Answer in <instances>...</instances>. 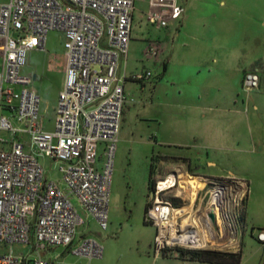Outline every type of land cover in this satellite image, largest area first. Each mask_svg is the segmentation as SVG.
<instances>
[{
    "label": "rangeland",
    "instance_id": "rangeland-1",
    "mask_svg": "<svg viewBox=\"0 0 264 264\" xmlns=\"http://www.w3.org/2000/svg\"><path fill=\"white\" fill-rule=\"evenodd\" d=\"M148 1L136 0L129 53L120 64L119 76L128 75L129 90L114 158L108 230L101 231L72 199L85 219L77 240L98 241L104 256L80 261L59 248L47 258L78 264H204L178 256L182 250L226 257L241 253V264H264V244L257 240L264 230V0H181L179 23L184 25L178 26L179 34L148 23ZM151 49L160 55H147ZM170 54L174 57L165 75ZM65 61L63 36L51 33L46 51L32 52L23 72L38 76L34 86L48 130L63 88ZM202 61H209L211 73L197 75L193 66ZM145 71L153 73L151 80L133 79ZM251 72L258 74L260 85L248 91L243 79ZM0 138L12 140L6 132ZM39 162L46 177L65 190L58 164L44 158ZM177 168L200 185L194 191L183 177L182 199L168 196L169 201L184 208L207 244L170 247L156 256V228L145 221V210L155 181ZM222 186L227 188L218 205L222 224L215 227L209 213L217 216L212 197ZM14 250L29 252L23 246Z\"/></svg>",
    "mask_w": 264,
    "mask_h": 264
},
{
    "label": "built area",
    "instance_id": "built-area-1",
    "mask_svg": "<svg viewBox=\"0 0 264 264\" xmlns=\"http://www.w3.org/2000/svg\"><path fill=\"white\" fill-rule=\"evenodd\" d=\"M135 4L136 0L0 3V133L13 139L0 138V145L9 144L0 148V264H78L47 258L59 248L80 260L103 258L98 241L77 240L85 219L72 199L101 231L108 230L114 158L128 101L125 79L118 72L129 53ZM182 15L181 0L148 1L147 21L159 29L178 23ZM51 33L63 36L66 77L49 131L33 80L22 72L31 52L46 51ZM147 55L160 54L151 49ZM152 78L151 71L133 77L138 83ZM243 85L248 91L259 88L258 74H246ZM40 158L58 164L65 190L46 177ZM186 176L190 177L182 168L174 169L155 181L149 196L145 217L156 228V256L184 246L197 231L192 218L181 213L184 208L168 198L182 199ZM257 240L264 244V230ZM16 246L29 252L18 254Z\"/></svg>",
    "mask_w": 264,
    "mask_h": 264
},
{
    "label": "trees",
    "instance_id": "trees-1",
    "mask_svg": "<svg viewBox=\"0 0 264 264\" xmlns=\"http://www.w3.org/2000/svg\"><path fill=\"white\" fill-rule=\"evenodd\" d=\"M166 65H165V69L164 72L166 73ZM246 76V75H245ZM153 176V166H150V178H149V182H151V178ZM153 188L151 189L152 192ZM148 210V205L146 207L145 210V216ZM145 221H146V217H145ZM147 222V221H146ZM167 250H165L163 252V254L165 255ZM178 256L180 255H189L190 256V260L193 262H199V263H204V264H241L242 261V255L240 254H232L228 257L220 254V253H211V252H185L182 250H179L177 252Z\"/></svg>",
    "mask_w": 264,
    "mask_h": 264
},
{
    "label": "crops",
    "instance_id": "crops-1",
    "mask_svg": "<svg viewBox=\"0 0 264 264\" xmlns=\"http://www.w3.org/2000/svg\"><path fill=\"white\" fill-rule=\"evenodd\" d=\"M8 3V2H7ZM3 4H5V3H3ZM222 5L223 6H225L226 7V2H222ZM183 23H174L173 25H171L170 27H169V33L170 32H172V30L173 29H175V30H177L178 29V26H181L180 28H182L183 27ZM180 29H178V31H177V34H179L180 33V31H179ZM170 35H172V34H170ZM36 52V51H35ZM37 52H43V51H37ZM175 52V51H174ZM174 52H173V54H174ZM32 53V52H31ZM30 53V54H31ZM29 54V55H30ZM173 54H170V58L169 57H167V59H168V61H167V67H166V73H165V75L168 73V71H169V66L171 65V59H173ZM206 53H204V55H205ZM207 55V54H206ZM166 59V60H167ZM209 60V59H208ZM173 61V60H172ZM208 62V63H207ZM206 63H205V61H202V62H200V63H198V64H195V66H193V68L196 70V72H197V75H200L202 72L201 71H205V70H207V71H209L208 73H211V70H210V66H209V61H207ZM28 63H29V56H28ZM212 63L213 64H216V63H218V60L217 59H213V61H212ZM207 65H208V67H207ZM28 67V64H27V66H26V68ZM205 67H207V68H205ZM26 68L23 70V72H25L26 71ZM120 71V70H119ZM23 72H22V74H23ZM120 72H118V76L120 75L119 74ZM128 76V75H127ZM126 76V77H127ZM28 77H31V76H28ZM65 77H66V61H65V65H64V82H63V88H64V84H65ZM122 80H124L125 78H123V76H119ZM32 78V80H33V82H32V88L37 92V94L39 95V93H38V91L36 90V88H35V86H34V83L38 80V76L37 75H34L33 77H31ZM195 78H196V76H195ZM123 83H124V86H125V90L126 91H128L129 90V84H127L126 82H124L123 81ZM63 88H62V90H63ZM127 88H128V90H127ZM61 90V91H62ZM61 91H60V93H61ZM39 97H40V95H39ZM40 99H41V97H40ZM57 103H58V101H57ZM56 107H57V105H56ZM56 107H55V110H56ZM44 119V118H43ZM45 121V120H44ZM49 122H51L52 124H53V120H51V121H49ZM46 129H47V126H46ZM48 130V129H47ZM51 130H53V128L51 129ZM51 130H49V131H51ZM13 140V139H12ZM11 140V141H12ZM10 141V142H11ZM9 142V141H8ZM8 147H9V145H8ZM8 147H5V145H0V148L1 149H7ZM80 261H82V260H80Z\"/></svg>",
    "mask_w": 264,
    "mask_h": 264
},
{
    "label": "bare ground",
    "instance_id": "bare-ground-1",
    "mask_svg": "<svg viewBox=\"0 0 264 264\" xmlns=\"http://www.w3.org/2000/svg\"><path fill=\"white\" fill-rule=\"evenodd\" d=\"M185 182L194 191H198V188H199L198 186L200 185V182H198L195 179H190L188 177H185ZM225 189H227V188L225 186L224 187L222 186V188H220L218 190L219 192L218 193H214L213 197H212V206H211V208H214L215 211L217 212V216H216V220H215L217 222V225L215 223L214 224L215 227H219L220 224H222L221 216L218 213V211H219L218 210V208H219L218 205H219V199L221 198L220 196L222 195V194H220V192L222 193V191H224ZM181 213L183 214V211ZM206 220H205L204 223H208V222H206ZM209 224L211 225V223H209ZM184 238H186V237H184ZM193 238H194L193 240L192 239H186V240H184V242L186 244L191 245V246H200V245L204 246L205 244H207V241L204 240V238L202 237L201 233H198V232L195 233ZM182 240H183V238H182Z\"/></svg>",
    "mask_w": 264,
    "mask_h": 264
},
{
    "label": "water",
    "instance_id": "water-1",
    "mask_svg": "<svg viewBox=\"0 0 264 264\" xmlns=\"http://www.w3.org/2000/svg\"><path fill=\"white\" fill-rule=\"evenodd\" d=\"M209 214H210V218L212 219V221H215L216 220V216H215L214 212L212 211Z\"/></svg>",
    "mask_w": 264,
    "mask_h": 264
}]
</instances>
